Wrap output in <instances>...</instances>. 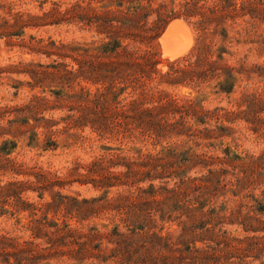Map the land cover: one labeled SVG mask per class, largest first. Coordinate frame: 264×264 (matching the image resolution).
Here are the masks:
<instances>
[{"label": "rangeland", "instance_id": "obj_1", "mask_svg": "<svg viewBox=\"0 0 264 264\" xmlns=\"http://www.w3.org/2000/svg\"><path fill=\"white\" fill-rule=\"evenodd\" d=\"M165 1L169 11L179 12L184 0ZM88 2L0 0L1 31L16 13L43 17L38 27L0 36V184L34 183L32 167L54 174L59 179L27 190L24 198L44 204L55 193L67 197L53 219L73 232L67 246L58 242L47 254L41 251L46 240L31 237L23 213L1 216L0 235L33 242L48 255L39 264H264V0H247L242 12L241 0H234L237 11L215 13L202 32L200 16L174 19L191 39L174 60L162 55V35L149 42L146 48L156 53L150 87L178 103L176 111L153 104L154 118L168 126L156 130L158 137L138 130L99 135L85 121L73 123L86 115L75 95L99 87L88 81L90 50L107 41L78 21L99 10V3ZM204 2L220 1L200 0L198 6ZM67 10V18L55 16ZM198 52L217 70L191 67L187 71L194 73H187L180 59ZM226 73L233 79L229 93L218 85ZM25 106V113L15 111ZM21 117L26 124L10 123ZM40 119L53 125L46 129ZM100 158L108 172L137 175L97 182L85 174ZM9 161L22 170H12Z\"/></svg>", "mask_w": 264, "mask_h": 264}, {"label": "trees", "instance_id": "obj_2", "mask_svg": "<svg viewBox=\"0 0 264 264\" xmlns=\"http://www.w3.org/2000/svg\"><path fill=\"white\" fill-rule=\"evenodd\" d=\"M219 1L210 5L204 2L201 6H198L200 0H184L179 5V12H173L168 10V4L165 0H89V4L92 2L99 3V10L90 9L89 12L79 15L77 17L78 21L94 28L98 33L106 35L107 41L92 47L90 50L92 60L88 81L94 85H99V87L93 92L86 91L80 95H75L74 99L80 112L85 110L86 115H80L73 123L78 125L85 121L99 135H103V133L116 136L121 133H129L130 135L138 130L141 135L155 134L158 137L157 129L160 128L161 132H164L168 126L162 118L158 121L154 118L156 108L153 104L158 102L160 111L168 105L176 111L178 103L176 100L167 101L165 94L161 92L156 96L154 89L150 87L153 80L152 74L155 73L153 69L156 62L153 58L156 57V53L151 52L146 47L151 40L159 38L164 27L174 19L200 16V19L196 22V27L202 32L208 24L214 22L215 13L223 12L225 14L227 9L237 11L234 0ZM247 4V0H241L239 7L241 12L246 9ZM54 13H56L55 16L62 19L72 15L70 10L63 13L55 11ZM152 16H156V20L149 26L148 19ZM42 19L43 17L16 13L12 16V23L5 22L4 27L6 29L4 31H1L3 26L0 25V36H3L2 34L8 36L19 35L27 27L40 26L38 23ZM223 34H225L224 31ZM223 36L225 37V35ZM143 47L146 49H143ZM220 52L224 53V51L219 50ZM192 58H194L193 62H191ZM217 59L221 60L220 54L217 55ZM181 61L186 62L184 70L187 73H194V71H187L191 67L197 69L209 67V69L217 70L215 68L216 62L202 56L201 52L185 56L180 59ZM232 81L231 75L226 73L224 82L218 85L224 92L229 93L233 86ZM127 90L131 91L128 93L130 94L129 99L116 101L118 94L125 93ZM25 107L17 108L15 111L23 114L26 112L25 109H29V106ZM67 119L72 120L71 117ZM40 121H45L47 127L44 128L46 129L53 125V122L49 120L40 119ZM15 122L26 124L27 117L10 121V123ZM178 126L177 123L172 125L173 129ZM49 140L48 138V144L55 146L54 142ZM11 144L14 146V143ZM8 163L12 170L20 171L23 168L21 164L11 161ZM102 164V158L93 161L86 166L87 173L85 175L91 178L97 177V182H104L111 177L137 175L132 171L125 174L108 172ZM77 168L73 173L83 177V174L76 172ZM30 171L34 172V183L11 181L3 185L0 184V217L3 215L17 217L27 213V230L31 232L32 238L46 240L47 247L41 251L49 254L58 242L67 246L73 234L64 222L63 226L60 227L57 221L53 219L67 197L55 193L51 202L44 204L29 202L27 198H24V193L27 190L31 188L42 189L43 186H48L50 178H58L40 168L32 167ZM70 174L72 175V173ZM146 175L149 176L150 173L147 172ZM146 178L151 179L152 177ZM39 199H42L41 195ZM50 214H52V218L48 217ZM68 214L70 215L69 209L63 217ZM63 229L64 231L61 232ZM60 233L62 236H59ZM37 247L31 241L19 242L17 238L0 235V264H39L40 261L47 260L48 255L44 257L43 253L40 254L37 250Z\"/></svg>", "mask_w": 264, "mask_h": 264}, {"label": "bare ground", "instance_id": "obj_3", "mask_svg": "<svg viewBox=\"0 0 264 264\" xmlns=\"http://www.w3.org/2000/svg\"><path fill=\"white\" fill-rule=\"evenodd\" d=\"M163 32L159 38L163 57L174 60L191 46L189 30L180 20L171 21Z\"/></svg>", "mask_w": 264, "mask_h": 264}, {"label": "water", "instance_id": "obj_4", "mask_svg": "<svg viewBox=\"0 0 264 264\" xmlns=\"http://www.w3.org/2000/svg\"><path fill=\"white\" fill-rule=\"evenodd\" d=\"M162 34H163V32H162ZM162 34H161V35H162ZM161 35H160V36H161Z\"/></svg>", "mask_w": 264, "mask_h": 264}]
</instances>
